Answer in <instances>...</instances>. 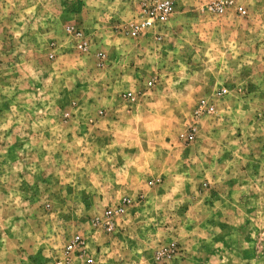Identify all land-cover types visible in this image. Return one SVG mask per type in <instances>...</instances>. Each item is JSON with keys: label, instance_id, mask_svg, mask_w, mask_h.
<instances>
[{"label": "rangeland", "instance_id": "374dc122", "mask_svg": "<svg viewBox=\"0 0 264 264\" xmlns=\"http://www.w3.org/2000/svg\"><path fill=\"white\" fill-rule=\"evenodd\" d=\"M140 1L0 0V264H264V0Z\"/></svg>", "mask_w": 264, "mask_h": 264}, {"label": "built area", "instance_id": "2783aa9c", "mask_svg": "<svg viewBox=\"0 0 264 264\" xmlns=\"http://www.w3.org/2000/svg\"><path fill=\"white\" fill-rule=\"evenodd\" d=\"M174 3V0H141L140 5L136 9L135 19L126 31L129 37L137 40L146 36L162 40L165 27L173 17ZM211 8L217 14H224L229 9H233L240 15L247 14L245 6L235 3L234 0H226L219 5H212ZM76 34L80 36L82 33L81 31H77ZM80 47L84 48V45L81 44ZM153 82V80H149L148 85H152ZM121 210L122 208L110 209L107 213L108 217L112 218L116 213H120ZM112 228L113 224L109 223L108 230H112ZM79 239L80 236H77L75 241L78 242Z\"/></svg>", "mask_w": 264, "mask_h": 264}]
</instances>
